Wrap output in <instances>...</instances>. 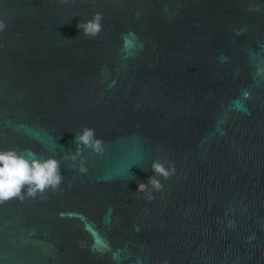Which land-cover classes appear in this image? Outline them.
I'll return each instance as SVG.
<instances>
[{
  "label": "water",
  "instance_id": "1",
  "mask_svg": "<svg viewBox=\"0 0 264 264\" xmlns=\"http://www.w3.org/2000/svg\"><path fill=\"white\" fill-rule=\"evenodd\" d=\"M0 21V151L63 176L0 203V264H264L262 0H0ZM153 161L175 174L148 200Z\"/></svg>",
  "mask_w": 264,
  "mask_h": 264
},
{
  "label": "clouds",
  "instance_id": "2",
  "mask_svg": "<svg viewBox=\"0 0 264 264\" xmlns=\"http://www.w3.org/2000/svg\"><path fill=\"white\" fill-rule=\"evenodd\" d=\"M264 2V0H262ZM259 8L249 11H259ZM102 14L97 12L90 20L78 23L77 27L85 36L95 38L102 31ZM6 25L0 21V31ZM75 152L69 151L64 157L72 162V166L81 174L87 172L83 158V150L91 149L98 154L103 153V141L95 136V130L83 128L75 134ZM153 175L149 177L147 184L139 183L137 192L145 193L146 199L152 200V192L162 191L163 184L160 178L168 179L175 174V167L169 163L165 165L159 161H153L150 165ZM63 176L60 172V161L55 158L40 160L35 154L28 152L21 155L15 150L0 151V203L13 198L23 201L26 197L35 198L38 194L51 189L55 191L62 183ZM235 227V225H231ZM251 239V238H250Z\"/></svg>",
  "mask_w": 264,
  "mask_h": 264
}]
</instances>
